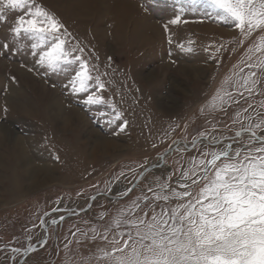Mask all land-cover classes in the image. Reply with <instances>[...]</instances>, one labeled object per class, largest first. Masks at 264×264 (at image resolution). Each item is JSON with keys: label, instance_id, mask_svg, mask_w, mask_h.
<instances>
[{"label": "rangeland", "instance_id": "1", "mask_svg": "<svg viewBox=\"0 0 264 264\" xmlns=\"http://www.w3.org/2000/svg\"><path fill=\"white\" fill-rule=\"evenodd\" d=\"M36 3L61 19L85 47V54L91 55L97 66L93 75L99 73L106 84L101 93L105 99L87 105L83 94L66 87L74 66L55 73L37 71L35 58L27 50L15 54L16 46L12 53L0 55V264H17L22 252L12 249L33 245L42 218L54 209L58 221L47 228L43 250H33V259L24 264H106L100 257L111 250L110 241L121 230L113 221L122 212L127 219L145 212L150 217V206L160 212L161 207L170 209L179 203L155 199L161 192V177L168 176L163 184H170L169 191H182V172L203 150L231 145L227 149L231 153L242 147L238 141H245L248 134L237 140L233 131L249 123L244 98L238 97L239 105L232 103L224 111L206 109L226 77L235 79L236 66L243 67L241 61L260 37L241 36L232 22L208 15L212 10L199 0L195 4L192 0ZM176 14L181 15V23L169 24ZM4 34L0 27V44L12 45L11 39L2 38ZM262 102L264 95L250 99L257 110ZM113 104L123 114L121 121L115 119ZM122 121H127L123 132L118 127ZM194 125V135L187 134ZM201 132L210 135L188 154L174 152L166 157L168 173L139 176L165 150L178 148L179 142ZM36 168H47L51 175L35 174ZM20 173L24 198L8 197L4 205L6 189L14 188ZM134 182L136 187L124 199H103L102 193L121 197Z\"/></svg>", "mask_w": 264, "mask_h": 264}, {"label": "snow or ice", "instance_id": "2", "mask_svg": "<svg viewBox=\"0 0 264 264\" xmlns=\"http://www.w3.org/2000/svg\"><path fill=\"white\" fill-rule=\"evenodd\" d=\"M197 2L192 0L193 4ZM199 2L212 10L208 15L224 23L232 22L241 36L253 40L260 37L241 61L243 67L236 66L235 79L226 77L206 109L210 113L224 111L232 103L239 105L238 97H243L248 104L243 112L248 113L249 123L235 133L234 139L238 140L242 133H247V138L231 153L227 150L231 145L223 150H203L200 158H194L182 172V191H169L168 183L160 185L161 192L155 199L179 201L175 207H161L156 212L150 206V217L145 212L132 219L125 218L122 212L113 221L114 227L121 230L113 235L111 250L100 257L106 264H264V102L261 110L250 103L254 95H264V0ZM180 23V14L169 20L172 25ZM0 27L6 32L2 38L12 40V45L0 44V55L12 53L16 46L15 54H25L27 50L35 58L37 71L55 73L74 66L66 87L73 94H83L87 105L104 102L101 93L106 84L99 73L93 75L97 66L91 63V55L85 54V47L63 21L36 0H0ZM112 108L115 119L121 121L122 112L114 104ZM118 127L123 132L127 121ZM199 135L204 138L210 134ZM192 144L195 146L196 140ZM103 239L108 236L105 234Z\"/></svg>", "mask_w": 264, "mask_h": 264}, {"label": "bare ground", "instance_id": "3", "mask_svg": "<svg viewBox=\"0 0 264 264\" xmlns=\"http://www.w3.org/2000/svg\"><path fill=\"white\" fill-rule=\"evenodd\" d=\"M104 146H105V145H104ZM69 156H70V154H69ZM71 159H72V157H71ZM27 171H29V170H27ZM27 171H25L26 174H27ZM38 171H40V172H38ZM44 171H47V175H51V174H49L50 172H48L49 169H47V168H39V169L36 168L35 171H34V173H35V174H39V173L44 172ZM51 173H52V172H51ZM20 174H21V175L19 176V179H18V178L15 179L16 183H15L14 188L12 187V189H6V191H7V194H6L7 196H6V197H7V198L4 200V205H6V203H7L6 201H8V197H10L9 200H10V199H14L15 196H19V198H18L19 200L22 199V198H24V197H22V195H23V193H24V192H23V189H24V188H23V186L21 185V183L23 182V177H24V175H23L22 173H20ZM26 174H25V175H26ZM28 178H32V177H28ZM50 179H52V178H51V177H47V178H46V180H50ZM18 183H19V189H18V187H17ZM32 183H33V185H34L33 187H36L37 184H38V183H36V182H34V181H33ZM15 188H17L18 191L15 192ZM17 189H16V190H17ZM14 192H15V193H14ZM16 193H17V194H16ZM15 194H16V195H15Z\"/></svg>", "mask_w": 264, "mask_h": 264}]
</instances>
